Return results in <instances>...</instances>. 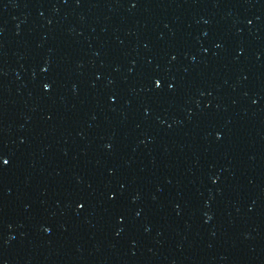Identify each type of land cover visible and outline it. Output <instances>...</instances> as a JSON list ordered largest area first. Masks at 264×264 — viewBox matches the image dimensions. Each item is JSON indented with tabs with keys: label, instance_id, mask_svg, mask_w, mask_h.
Wrapping results in <instances>:
<instances>
[{
	"label": "water",
	"instance_id": "obj_1",
	"mask_svg": "<svg viewBox=\"0 0 264 264\" xmlns=\"http://www.w3.org/2000/svg\"><path fill=\"white\" fill-rule=\"evenodd\" d=\"M0 264H153L58 139L0 84ZM83 205V207H80Z\"/></svg>",
	"mask_w": 264,
	"mask_h": 264
},
{
	"label": "snow or ice",
	"instance_id": "obj_2",
	"mask_svg": "<svg viewBox=\"0 0 264 264\" xmlns=\"http://www.w3.org/2000/svg\"><path fill=\"white\" fill-rule=\"evenodd\" d=\"M157 87H159V84H157ZM45 88L47 89L48 88V86L47 85H45ZM9 163V161L7 160V159H4L3 157H0V164H2V165H7ZM80 207H83V205H80Z\"/></svg>",
	"mask_w": 264,
	"mask_h": 264
}]
</instances>
